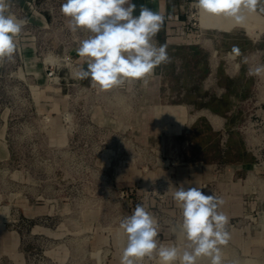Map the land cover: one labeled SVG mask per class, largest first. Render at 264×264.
<instances>
[{"label":"rangeland","instance_id":"1","mask_svg":"<svg viewBox=\"0 0 264 264\" xmlns=\"http://www.w3.org/2000/svg\"><path fill=\"white\" fill-rule=\"evenodd\" d=\"M193 5L183 15L200 35ZM243 14V24L224 16L209 23L206 45L166 43L161 92L166 104L185 106L179 127L164 114L147 130L135 104L140 92H100L90 80L86 90L35 91L0 75V264H120L127 238L119 225L137 204L157 220L160 242L184 246L172 193L200 187L220 197V175L236 182L234 166L250 159L237 126L252 107L247 101L264 93V73L248 75L264 65V15ZM88 35L68 28L63 44L77 50ZM55 46L48 40V54ZM211 113L225 118L223 129L212 128ZM254 191L253 207L227 225L224 264H264V187Z\"/></svg>","mask_w":264,"mask_h":264},{"label":"clouds","instance_id":"2","mask_svg":"<svg viewBox=\"0 0 264 264\" xmlns=\"http://www.w3.org/2000/svg\"><path fill=\"white\" fill-rule=\"evenodd\" d=\"M11 0H0V62L11 61L17 49L25 19L10 12ZM259 0H194V7L205 15L224 16L243 24V14L257 11ZM132 0H65L61 12L68 18L72 33H89L79 42L77 53L84 58L86 69L75 73L77 79H90L100 92L111 91L132 82H142L161 64L170 62L167 45H157L154 38L161 30L164 17L141 6L134 15ZM239 55V49L233 48ZM264 73V65L249 69V76ZM182 210L180 234L183 247L159 241L158 222L143 204H137L130 216L120 222L127 238L120 264H142L147 258L158 264H224L222 248L230 240L229 217L219 209L225 201L214 194H205L200 187L180 186L172 193Z\"/></svg>","mask_w":264,"mask_h":264},{"label":"crops","instance_id":"3","mask_svg":"<svg viewBox=\"0 0 264 264\" xmlns=\"http://www.w3.org/2000/svg\"><path fill=\"white\" fill-rule=\"evenodd\" d=\"M31 0H17V12H11L20 19H25L27 23L24 25L21 34L17 38V49L11 61L4 60L0 62V75H8L14 80H23L28 84L30 90L48 91V66L49 63L59 61L63 54L72 56L78 62V71L83 67L86 69L87 64L84 58L78 56L77 50H68V45H64L63 41L68 36V18H57L51 13L60 10L62 2L57 1V4L50 5L46 0H37L35 7L29 5ZM189 0H132L136 5L134 15H139L141 6L147 7L154 12H158L164 17V23L161 30L158 32L154 40L157 45L166 43L183 42L185 38L181 34L175 33L170 28L165 32L166 25H172L169 22L171 17L184 20V8L187 6ZM61 2V3H60ZM245 12L252 15L253 12ZM62 14V12H61ZM208 23L214 24L215 19L223 22L222 16L205 15ZM59 20V27L56 29L50 28L52 24ZM48 40L55 42V48L48 54ZM187 44L197 45L201 44V39L198 35L191 34L186 40ZM61 77L65 80L59 87L60 91L64 90L66 81L70 82L69 70L62 68L60 71ZM163 66H157L152 75L148 77V83L145 86L142 82L135 83L138 91L142 93L140 101H136V105L142 106V111L139 114L140 120L146 122V129L148 130V122H158L163 119L164 114L170 115L174 118L175 127L181 126L182 120L185 119V106L181 103H165L163 100L162 88ZM77 79V78H74ZM82 84L89 83L90 79L80 80ZM44 100H48L47 97ZM36 97H34V104H36ZM209 122L212 128L224 127L225 118L220 117L219 123H214V118L210 117ZM150 128V127H149ZM238 133V132H237ZM180 134V132H179ZM240 136L241 134L238 133ZM243 141V137H242ZM244 142V141H243ZM243 144V143H242ZM244 153L249 156V160L239 163L234 166L235 171L240 176L236 182L230 179V174H221L218 179V186L220 187L221 196L225 203L220 211H223L228 217L229 222L233 217L243 215L246 211L253 207L252 196L256 187H264V169L255 168L254 158L247 151L245 144L243 146ZM213 168V166H210ZM238 191L240 193H238ZM238 193V194H237Z\"/></svg>","mask_w":264,"mask_h":264},{"label":"built area","instance_id":"4","mask_svg":"<svg viewBox=\"0 0 264 264\" xmlns=\"http://www.w3.org/2000/svg\"><path fill=\"white\" fill-rule=\"evenodd\" d=\"M57 1H61L62 4L65 2V0H55V2L52 3L51 0H46V2H49L50 5L57 4ZM36 4L37 0L29 1V5L32 7H35ZM17 11H19L17 0H11L10 12ZM51 13H53V11H51ZM169 22L173 23L170 25L172 30L177 34H181L185 38L183 42H186L188 37L193 34V29L196 28V22H192V17H188L187 21L185 19L181 20L179 17H171ZM198 36L201 39V29L200 35ZM176 44H179V42H176ZM62 68L69 70L70 78L72 79L70 82L66 81L65 90L69 91L71 88L73 89L76 87L79 90H86L88 88V85L82 84L77 79H74L76 78L75 73L78 71V62L68 54H63L59 61L49 63L47 72L48 84L54 85L56 87L65 82V80L60 75ZM260 87V84H258L257 90H259ZM119 89H126L127 91L132 90L139 93L135 83H128ZM247 102V105L250 106L251 104L252 107L248 108L246 111L247 113H245L241 124L237 126V130L243 137L247 151L254 158L255 168L264 169V93L259 92L255 97L249 99ZM209 116L215 119L214 123L220 122L219 116L212 113Z\"/></svg>","mask_w":264,"mask_h":264},{"label":"bare ground","instance_id":"5","mask_svg":"<svg viewBox=\"0 0 264 264\" xmlns=\"http://www.w3.org/2000/svg\"><path fill=\"white\" fill-rule=\"evenodd\" d=\"M199 21H200V26H201V43L206 45V43L210 42V40L207 35L209 23H208V20L206 19L205 14H202L201 12H199Z\"/></svg>","mask_w":264,"mask_h":264},{"label":"water","instance_id":"6","mask_svg":"<svg viewBox=\"0 0 264 264\" xmlns=\"http://www.w3.org/2000/svg\"><path fill=\"white\" fill-rule=\"evenodd\" d=\"M257 11L264 15V0H259Z\"/></svg>","mask_w":264,"mask_h":264}]
</instances>
